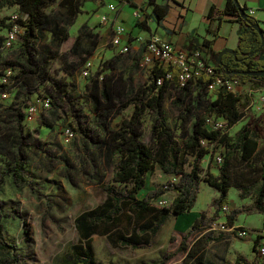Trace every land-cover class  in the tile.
Returning a JSON list of instances; mask_svg holds the SVG:
<instances>
[{
    "label": "rangeland",
    "instance_id": "1",
    "mask_svg": "<svg viewBox=\"0 0 264 264\" xmlns=\"http://www.w3.org/2000/svg\"><path fill=\"white\" fill-rule=\"evenodd\" d=\"M72 1L77 8L74 18L60 0H55L44 8V12L56 20L60 27H66L68 38L58 45L54 42L51 31L44 29L42 38L35 43L37 54L46 48L52 51L47 55H52L54 51L56 53L54 57L48 58V71L54 85L51 82H39L23 89L15 85V77H13L18 73L20 63L23 62V58L19 56L22 39L19 38L8 49L1 48V45L7 29L5 25L10 17L18 15L23 19L25 15L17 5L4 3L0 8V19L6 18L4 26H0V81L4 80L6 62L11 60L15 53L17 64L12 77L7 80L10 89L6 97L0 99V104L9 106L13 103H25L21 155L19 156L17 148L13 149V159L0 154V206L8 214L3 218L4 232L9 243L16 246L23 258L20 264H61L62 258L69 257L72 245L79 240L74 225L75 216L84 209L99 205L106 196L103 185L112 183L113 163L107 160L105 149L101 147L105 129L99 117L107 108L109 115L106 122L111 127H117L120 121L129 119L135 110L138 99L134 97L132 91L144 89L150 83L147 71L138 72L133 62L122 61L115 54V48L103 41L100 34L96 35L94 43L89 39L87 27H91L90 31L95 32L100 26L98 23L100 16H95L93 19L94 9L91 6L93 1ZM255 4L248 1L246 12L248 13L249 7L254 5L257 13L255 15L253 10L250 15L257 19L259 27L264 30V13L258 10ZM208 20L207 12L202 16L199 10L193 11L183 24V32L186 33L182 35L186 37V44L193 40L202 45L203 30L206 26H209L208 35L216 47L223 45L225 41L232 43L237 37L231 24L226 25L222 23L223 21L220 23L218 19H214L208 25ZM222 24L226 28L225 37L221 34ZM237 24L236 21L234 25ZM160 29L159 32L162 33L163 27L161 26ZM75 42L78 47L71 52L70 47ZM97 43L100 45L96 48ZM83 51L84 56H81L80 53ZM80 59H83V63L77 68L78 71H75L74 66ZM87 60L92 63L93 74L102 75L105 79L107 75L112 78L113 82L108 83L112 106L109 107L107 101L100 96L104 79L94 82L93 76L87 79L80 74ZM73 70V74L70 75L69 72ZM56 85L65 90L64 95L57 94ZM123 89L127 91L125 97L122 95ZM211 90L208 88L206 96ZM237 90H240L239 109L243 117L228 129V135L232 137L240 126L250 119L258 121L260 127H264V101L260 100L262 96L264 97V88L255 89L253 81L248 80ZM189 91L191 94L182 95L184 103L181 105L175 103L179 96V91L175 87H169L164 96L163 109L176 140L181 139L184 129L189 128L194 119L192 117L187 123H183L182 108L187 105L194 107L193 116L197 110L195 102L190 103L197 90H193L190 86ZM27 92L29 94L26 97ZM48 93L56 96L57 109L53 106L48 108L42 106L44 98H51ZM29 106L37 108L36 114L29 115L27 112ZM155 118L156 114L149 109H145L141 115V136L143 141L151 146L154 143L151 128ZM79 126L86 128L88 133L82 134ZM66 128L73 130L71 138L65 137ZM257 140L258 151L252 162H249V166L238 165L235 161L230 162L229 174L232 185L227 196L228 210L224 213L220 208L216 218L227 222L228 213L233 208H241L242 211L234 220V224L247 228L251 235L242 239L229 231L214 232V235L222 233L224 238L206 244V258L212 264H232L239 257L246 259V262H241L242 264L260 260L257 252L252 250V246L257 234H262L264 213H259L255 209L254 194L240 198L239 191L235 187V183L241 180L250 184L259 177L258 168L264 166L263 134L257 135ZM225 151L222 146H212L210 153L201 160L203 175L207 170L219 174L220 164L216 163L215 155ZM16 158H20L21 161L19 166L23 170L25 179L23 181H17L11 172L14 167L13 160ZM170 182H173V176L165 174L156 167L146 174L145 185L138 192L137 197L144 196L147 191L157 186L170 188ZM218 194L215 188L201 181L193 209L179 217H171L147 247L120 246L110 242L106 236L93 235L92 246L96 262L98 264H181L184 252H176V249L181 237L193 223L189 217L194 212H199L198 216L203 213L205 217H212L215 208L211 206V199ZM174 196L175 193L168 190L161 199L170 204ZM123 231H127L126 225L115 228L113 235ZM205 232V226L193 231L188 236L187 242H194ZM260 239L264 240L263 234ZM167 253H171L172 256L164 259ZM162 260L165 262H161Z\"/></svg>",
    "mask_w": 264,
    "mask_h": 264
},
{
    "label": "trees",
    "instance_id": "2",
    "mask_svg": "<svg viewBox=\"0 0 264 264\" xmlns=\"http://www.w3.org/2000/svg\"><path fill=\"white\" fill-rule=\"evenodd\" d=\"M53 1L55 0H0V8L4 3L17 5L25 15L23 19L17 20L19 24L25 26L24 33L19 36L22 39L19 56L23 58V62L20 63L18 73L13 76L15 85L20 89L52 80L48 71V58L49 56L54 57L55 51L52 55H47L48 52H52L49 48L40 54H37L38 51L35 50V43L42 38V31L49 29L55 39L54 42L58 45L68 38L66 27H60L56 20L44 12V8ZM60 2L74 18L77 11L74 1L60 0ZM149 2L154 3V0H149ZM238 3V0H225L223 8L219 9L211 5L207 11L209 20L218 19L221 23L225 20V16H229L239 23L238 42L234 48L236 56L234 57L231 53L223 54L221 64L213 60L215 74H202L189 81L184 87H179L176 70H172V78L169 79L166 74L170 71V67L155 65L148 73L150 83L144 89L132 91L138 101L129 119L120 121L117 127H111L106 122L109 111L107 108L103 110L99 117V121L105 129L101 147L105 149L107 160H111L113 163L112 183L103 185L106 196L99 205L91 209H84L75 216L74 225L79 234V240L72 245L69 257L62 258L61 264H98L92 246V236L95 234L106 236L110 242L120 246L142 248L151 245L155 236L171 217H179L193 209L201 181H205L219 193L218 196L211 199V206L215 208V213L212 217H205L201 213L181 237L176 252H184L181 264H212L206 258V244L223 239V234L214 235L213 231H206L192 243H188L187 238L193 231L216 219L220 208L228 204L227 196L232 185L229 174L230 162L235 161L238 165L249 166V162H252L258 151L257 135L263 134L264 136V127H260L258 121L251 119L243 123L233 137L228 135V130L221 132L207 127V118L211 115L226 120L228 129L243 117L239 109L241 97L236 92L228 90L223 85H218L213 87L206 96L216 75H223L229 79L238 78L240 84L252 80L255 88L264 85V74L253 76L239 73L252 70L264 71V45L259 48L261 40L254 28V26L259 27L257 19L246 12L245 5L238 7ZM239 9L243 10V15L239 13ZM153 11L159 18L164 15V9L158 5H154ZM5 22L6 18H1L0 26L3 27ZM10 24L9 21L5 27L8 28ZM141 24L144 26L145 22L141 21ZM261 30L264 35V30ZM88 34L89 39L94 43L96 35L93 36L89 32ZM77 47L78 44L73 43L70 51H74ZM257 48L259 50L256 52ZM80 54L84 56V51ZM122 61L127 60L123 57ZM82 63L83 59H80L74 66L75 71H78L77 68ZM6 64V68L14 70L17 66L16 53ZM134 66L138 70L136 64ZM73 72L74 70L69 74L72 75ZM92 76L94 82L100 81L98 74ZM160 77H162V82L157 84L156 81ZM102 79H104V87L100 90V96L107 101L110 107L113 103H111L108 83L110 84L113 80L108 75L106 79L102 76ZM51 84L54 85L53 82ZM171 86L179 91L175 102L177 105L184 103L182 95L191 94L190 86L193 90H197V94L190 101V103L195 102V108H197L195 115H192L194 107L187 105L182 108L183 123H187L192 117L194 119L190 127L184 129L180 140L174 138L163 109L165 93ZM55 88H57V94H65V90L61 87L56 85ZM9 89L10 86L7 82L0 81V92H8ZM28 92L25 94L26 97ZM126 93V89H123L124 97ZM48 94L53 99L49 98L50 107L53 106L57 109L56 96L52 93ZM24 106V102L13 103L9 106L0 104V154L7 155L11 159H13L14 148H17L19 156L21 155ZM145 109L156 114L151 128L153 146L144 142L141 136V115ZM79 131L82 134L88 133V130L82 126H79ZM213 145L226 149L225 152H220L222 162L219 174L207 170L203 175L201 160L210 153ZM13 161L14 167L11 169L13 177L17 181L25 180L22 167L19 166L20 158ZM156 167L165 174L177 177L176 181L170 182V188L157 186L147 191L144 196L137 197L138 192L145 185L146 174ZM257 172L259 177L256 181L246 184L244 180H241V182L235 183V187L239 191L240 198L254 194L255 209L259 213H264V166H260ZM168 190L175 193L170 204L163 207L156 206L154 202ZM241 211V208H233L227 215V225L232 226ZM7 216L8 214L0 206V264H20L23 258L18 253L16 246L9 243L4 232L3 218ZM121 225H126L127 231L114 236L113 230ZM260 236L257 235L253 241L252 250L254 252H257ZM170 256H172L171 253H167L164 255V259ZM241 262H246V259L244 257L236 258L232 264H242ZM246 264H264V254L260 260Z\"/></svg>",
    "mask_w": 264,
    "mask_h": 264
},
{
    "label": "built area",
    "instance_id": "3",
    "mask_svg": "<svg viewBox=\"0 0 264 264\" xmlns=\"http://www.w3.org/2000/svg\"><path fill=\"white\" fill-rule=\"evenodd\" d=\"M119 3H127L128 0H117ZM116 6L114 4H109L108 9L110 11L115 10ZM251 14V11L248 12ZM143 9L141 7L137 8V10L133 13L135 17L139 21H144L147 24V18H143ZM20 17L18 15H12L9 19L11 22L10 26L6 29V33L4 35L2 41V48L8 49L12 47V45L19 39V36L24 33L25 26L19 24L17 20ZM108 16L103 14L100 16L101 22H106ZM127 29L125 26L121 24H115L111 27L110 32L108 34V39L106 42L109 43L114 48L118 49V54L125 57L127 61L133 62L136 64L138 70L140 72L147 73L155 65H161L163 67L169 66L170 71L166 74L167 78H172V70L177 71L176 80L179 87H184L191 80H194L196 77L207 74L213 75L215 74L214 65L210 61L209 56L204 55L200 50H183L177 48L172 42L163 38L157 33H150L148 36L138 35L134 38L133 43H123V36L126 34ZM142 51V52H141ZM92 63L90 60L85 62L83 69L81 70V75L85 78L89 77L92 74L91 69ZM13 71L11 68H6L4 71V80H7L12 77ZM98 79H102V75H98ZM157 84L162 82V77L157 79ZM218 85L225 86L228 90L232 92H236V89L241 85L238 78L229 79L223 75H216L215 80L209 88H213ZM7 91L0 92V99L6 97ZM261 101H264V97L260 98ZM43 107H50L49 98H44L42 100ZM29 115H34L37 112V108L35 106H29L27 109ZM207 127L209 129L219 130L221 132H226L228 130L227 122L223 118L215 117L211 115L207 118ZM65 137L71 138L73 135V130L70 128H66L64 130ZM204 143V141H201ZM216 163L220 164L222 162V155L219 152L215 155ZM177 177L173 176V182L176 181ZM166 188V186L164 187ZM154 204L159 207L168 206L169 204L159 198ZM228 210L227 204L221 207V211L226 213ZM206 231H224V232H232L238 238H249L251 233L245 227H240L237 225L229 226L227 222L221 219L212 220L208 225L205 226ZM262 234L264 236V228L262 230ZM258 233L257 235H262ZM257 254L261 257L264 254V240L259 241L257 246Z\"/></svg>",
    "mask_w": 264,
    "mask_h": 264
},
{
    "label": "crops",
    "instance_id": "4",
    "mask_svg": "<svg viewBox=\"0 0 264 264\" xmlns=\"http://www.w3.org/2000/svg\"><path fill=\"white\" fill-rule=\"evenodd\" d=\"M92 1L93 2L91 6L94 9L93 19L95 16H101L103 14L107 15L108 19L106 22H101L99 20L98 23L100 26L96 28L97 31L96 30L95 32L90 31L91 27H87V30L89 33L93 34V36L100 34L102 40L105 42L108 39V34L110 32L111 27L114 26L115 24H121L125 26L127 29L126 34H124L123 36V43L129 42L134 44V38L138 35L148 36L150 33H157L163 38L172 42L177 48L187 51L200 50L204 55L209 56L211 62L213 60H216L218 56L217 53H219L221 50L225 48L234 49L237 46V42H238L237 31L239 28V23L237 24V26H235L234 23H236V21H234V18H230L229 16H225L224 17L225 20L222 23H226V25L231 24L234 33L237 36L234 38L235 40L232 43L225 41L223 45L216 47L213 43V40H211L210 36L208 35L209 26L208 27L206 26V28L203 30L204 33L202 36L203 37L202 45L198 44V42L193 40H190L189 43L186 44L185 41L186 37H184L185 35H182V33H184L183 24L191 16L194 10H199L200 14L204 16L211 5H214L216 8L219 9L223 8L225 5V0H154V3H150L149 0H128L127 3H119L117 0H92ZM238 1L240 5H245V6H247L248 1L256 3L255 5L256 7H258V10H261L264 13V0H238ZM109 4H114L116 6L115 10L110 11L108 9ZM154 5H158L159 7H162L164 9L163 17L159 18L156 15V13L153 11ZM139 7L143 9L144 12L143 18L147 17V24L145 22V24H143L144 26H142L141 22H139L137 17L133 15V13ZM254 7H255L254 5L249 7L250 8L249 11H251L252 14L254 10V14L256 15L257 9ZM211 21L213 20H208V25ZM161 26L163 27L162 33L159 32L161 31L160 29ZM225 29L226 28H224L223 25L221 29L222 31L221 34L224 35V37H225V32H224ZM214 40L216 41L217 38ZM204 41L206 42L204 43ZM98 43L96 45V48L99 47L100 45ZM115 50H116L115 54L122 60L123 57L118 54V49L115 48ZM135 70L138 71L136 68ZM92 75L93 73L89 77H87V79L91 78ZM260 87L264 88V85ZM237 89H236V94L240 95V90ZM229 204H231V202H229ZM198 214L199 212H194L193 214H191L189 219L191 221H194L198 217Z\"/></svg>",
    "mask_w": 264,
    "mask_h": 264
},
{
    "label": "water",
    "instance_id": "5",
    "mask_svg": "<svg viewBox=\"0 0 264 264\" xmlns=\"http://www.w3.org/2000/svg\"><path fill=\"white\" fill-rule=\"evenodd\" d=\"M237 5H238V7H240V4H239V3H238ZM239 13H240L241 15H243L244 12H243L242 9H239ZM254 28H255V31L258 33V35H259V37H260L261 44H260V47H259V48H261V47L264 45V35H263L262 30H261L260 27L254 26ZM259 48H257L255 51L257 52V51L259 50ZM225 53H231L234 57L236 56V51H235L234 49H232V48H225V49L221 50V51L218 53V56H217V58H216V61H217L219 64H221V57H222V55L225 54ZM224 68L227 69L226 66H224ZM227 72H228V71H227ZM239 73H241V74H243V75L260 76V75H263V74H264V71H256V70H252V71H241V72H239Z\"/></svg>",
    "mask_w": 264,
    "mask_h": 264
}]
</instances>
